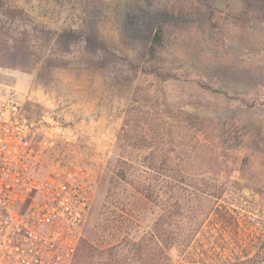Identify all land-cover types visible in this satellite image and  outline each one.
I'll list each match as a JSON object with an SVG mask.
<instances>
[{"label":"rangeland","instance_id":"1","mask_svg":"<svg viewBox=\"0 0 264 264\" xmlns=\"http://www.w3.org/2000/svg\"><path fill=\"white\" fill-rule=\"evenodd\" d=\"M245 5L0 0V82L73 133L40 177L91 174L75 264H264V16Z\"/></svg>","mask_w":264,"mask_h":264},{"label":"built area","instance_id":"2","mask_svg":"<svg viewBox=\"0 0 264 264\" xmlns=\"http://www.w3.org/2000/svg\"><path fill=\"white\" fill-rule=\"evenodd\" d=\"M31 95L0 82V264H75L93 196L82 164L38 166L72 130L33 111Z\"/></svg>","mask_w":264,"mask_h":264},{"label":"trees","instance_id":"3","mask_svg":"<svg viewBox=\"0 0 264 264\" xmlns=\"http://www.w3.org/2000/svg\"><path fill=\"white\" fill-rule=\"evenodd\" d=\"M244 1L246 3V5H245L246 10L244 11V13L246 15L252 14L253 18L258 19V20H260L264 16V0H244ZM3 16L6 17L7 20L11 19V21H12L15 19L14 15H12V14H8V13L7 14H1L0 15V22H2V19L4 18ZM166 16H168V14H166ZM161 34H162V28L159 31H157V33H155V39H154L153 44H151L150 49H149L151 56H156L158 54V52L160 51V48L162 47V44H160V42L162 40ZM6 35H7V33L5 32V29L3 27H0V36L6 37ZM19 36H21L20 38H18L19 40L18 39L13 40V42L15 41L14 44H18L19 41L20 42L22 41L25 43H31L33 41V39L31 38L32 36L30 34H28V31H25L24 33H20ZM70 38H71V33L70 34L69 33H63V34H61L60 40H61V42L63 41V43H66ZM88 39L91 42V44H95V42H94L95 39H93L91 37H89ZM121 177L125 178L124 174H121ZM188 245L189 244L184 243L183 248L184 249L187 248Z\"/></svg>","mask_w":264,"mask_h":264}]
</instances>
